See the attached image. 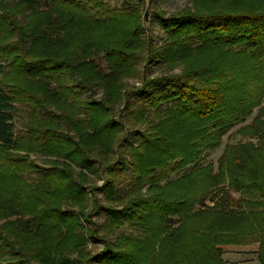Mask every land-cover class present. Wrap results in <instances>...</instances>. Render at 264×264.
<instances>
[{
	"label": "trees",
	"instance_id": "obj_1",
	"mask_svg": "<svg viewBox=\"0 0 264 264\" xmlns=\"http://www.w3.org/2000/svg\"><path fill=\"white\" fill-rule=\"evenodd\" d=\"M46 2L11 9L0 0V264H225L224 246L253 244L264 264V0H192V11L159 21L161 47L141 37L135 3ZM19 6L29 10L27 28L16 24ZM16 33L21 44L9 41ZM97 53L107 72L85 62ZM158 60L182 69L139 73L140 87L124 89L136 63ZM98 86L102 98L82 97ZM261 103L235 132L246 141L226 145L215 171L203 165ZM21 105L28 121L18 129ZM86 172L102 186L85 188ZM207 199L214 205L199 208ZM99 214L101 226L91 221ZM87 242L103 249L91 254Z\"/></svg>",
	"mask_w": 264,
	"mask_h": 264
},
{
	"label": "rangeland",
	"instance_id": "obj_2",
	"mask_svg": "<svg viewBox=\"0 0 264 264\" xmlns=\"http://www.w3.org/2000/svg\"><path fill=\"white\" fill-rule=\"evenodd\" d=\"M19 1H24V0H4V4H5L4 6H6V8L8 6H11V9H13V6L17 4V2ZM97 1H101L109 8H118V7H123V6L127 7V4H126L127 2L125 3V1H128V3H131V4L135 3L138 8V15L140 14L142 19L144 18L143 29H142L143 33L141 37L142 38L145 37L147 39L150 38L151 41L153 42L152 44H154L156 47H161L163 44L162 42L166 40V33L164 32V30L161 29L160 24H158L159 21L161 19L164 20L168 18L172 14L182 13L186 9H190L191 11L193 10L192 0H97ZM209 1H215V0H209ZM36 2H37V5L41 9H44V7L47 4L46 0H36ZM18 8H19V11L18 13H16V16H15L16 24H18L20 28H27L28 24H30V20L28 18L29 10L26 8H22L20 10L21 8L20 6ZM3 11H4L3 8L0 9L1 13H3ZM10 13L14 15L13 10H10ZM18 35L19 33L12 35L11 37L12 39L9 41H15L21 44L22 42H18V40H20V37ZM26 47H29L28 43L26 44ZM85 62L95 63L97 67L101 69L103 72H107L108 70L103 54H98V53L92 54L90 57L85 59ZM181 69H182L181 65H176L173 68H169L167 64L161 60H158L157 62H150V63H145V61L144 62L142 61V63H136L135 65V70L138 72V74L139 73L141 74L142 72H144L143 76L145 77L148 76L150 78L158 77L159 75L165 76L167 74L178 75ZM140 74L138 76L134 75V76L125 78L123 80L124 89L126 87L127 91H129L130 93L138 89L141 85V80H140L141 75ZM47 86L49 89L53 90L55 89L56 84L52 82L48 84ZM103 96H104V92H103L102 86H98L97 88H94L93 90H89L86 93L82 94L83 98H88V99L90 98L96 101L102 98ZM133 97L137 98L138 96H136L135 94L131 98L133 99ZM131 98L128 95V100L125 103L130 104L133 107L134 103H133V100H131ZM125 103L124 102L116 103V105L114 106L115 113L117 112L119 113V111L123 108ZM23 106L25 105H21L17 107V116L15 120H16V125L18 129H21L23 125H25L28 121V117L26 116L25 107ZM261 106H262V103L253 110V113L248 118H246L244 122L236 123L231 129H229L225 134H223L220 138L219 145L215 149L209 150L204 153L202 164L203 165L211 164L215 171L216 165H217V159L223 153L224 147L226 145L233 146L239 142L246 141V139H243L239 137L238 135H236L235 132L241 126L249 124L251 120L257 115ZM162 107H165V106L163 105ZM77 118L81 120H86V116L84 113H78ZM122 125H123L124 130H128L130 132L133 131L130 126L131 124H129L126 120L123 121ZM60 126L63 132L68 133L69 136H73V132L68 131L63 123ZM138 129L140 131L143 130L142 127ZM137 139H138V135L133 134L131 138H129L127 141H129L132 145H136ZM123 155L127 157L126 154L123 153ZM31 158L34 159V161L36 162L38 166H43V167L45 166L44 157L37 155V154H33L31 155ZM86 174L88 175L89 180L87 181L85 188L90 187V186H95V187L102 186L103 184L102 176L93 177L91 176V174L87 172ZM36 176H37L36 172L31 173L28 176V182L29 183L33 182ZM170 177L172 178L174 177V175H170ZM224 189H225V193L227 194L229 198L231 199L239 198V193L231 190L227 186H225ZM97 198L99 199L100 201L99 203L101 206H105L109 204L108 202L103 200V196L100 193L97 194ZM213 205H214V201L212 202L207 199L204 201L203 205H201L200 207L198 206V207L199 208H204L205 206L212 207ZM89 210H91V201L87 202L86 211H89ZM173 219H175V217ZM91 221H93L94 223L100 226L104 224L105 222L104 217L101 214H99L98 216H93L91 218ZM123 229H125V227L116 229L114 231L113 236L110 235L111 237L110 236L109 237L111 239H114L115 236L119 232H122L121 230ZM102 249H103V244L100 242H95V243L87 242V244L85 245V250L87 252L89 251L91 254L100 252ZM257 249H258V244H253V245H248V246L246 245L245 246H224L222 259L224 260L225 264H260L259 261L257 260ZM70 257L71 259H75L77 257V254L74 253L70 255ZM31 264H38V263L32 261Z\"/></svg>",
	"mask_w": 264,
	"mask_h": 264
}]
</instances>
